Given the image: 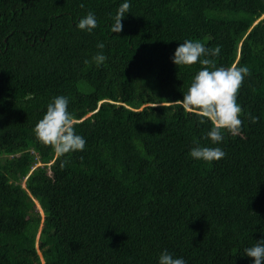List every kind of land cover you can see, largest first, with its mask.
Masks as SVG:
<instances>
[{
	"label": "trees",
	"instance_id": "1",
	"mask_svg": "<svg viewBox=\"0 0 264 264\" xmlns=\"http://www.w3.org/2000/svg\"><path fill=\"white\" fill-rule=\"evenodd\" d=\"M124 2L0 0V264H158L165 250L186 264H253L244 249L264 239V0H128L112 33ZM89 11L91 32L76 27ZM186 39L219 46L217 67L250 69L241 134L217 145L174 102L204 67L172 63ZM61 95L86 145L57 158L33 129ZM197 142L226 155L193 159Z\"/></svg>",
	"mask_w": 264,
	"mask_h": 264
},
{
	"label": "clouds",
	"instance_id": "2",
	"mask_svg": "<svg viewBox=\"0 0 264 264\" xmlns=\"http://www.w3.org/2000/svg\"><path fill=\"white\" fill-rule=\"evenodd\" d=\"M80 7L83 8L84 5L81 4ZM130 7L128 0L119 6L110 28L112 33L122 31V20L129 12ZM97 26V19L91 11L76 25L78 29L88 32ZM104 47L102 42L97 44L99 49ZM220 51L219 46L206 48L200 42L186 39L176 47L172 57V63L176 66H191L197 62L204 66L194 75L182 99L174 102L186 112L195 114L199 118L200 124L206 122L210 124V130L204 134L203 139L210 141L212 145L223 141L224 132L232 136L241 134L243 122L240 119V114L242 108L237 103V94L244 78L251 74L247 66L238 67L236 64H232L226 68L217 67L215 60L208 57H216ZM201 57L205 58L201 59ZM106 59L107 57L102 53L92 57V61L97 67L103 64ZM85 63H89V61L86 60ZM68 104L69 100L66 96L55 97L47 105L42 119L36 123L33 129L37 141L50 146L57 158L69 152L83 151L86 145V140L75 132V120L68 111ZM257 121L258 117H250L251 123ZM189 155L196 160L212 162L224 158L226 153L220 147L201 146L197 142L190 149ZM66 163L67 161H61L60 167L63 168ZM40 165L37 163L34 167ZM36 206H38L37 210L42 213L41 220L43 222V211L37 202ZM244 255L250 257L253 264H264V239L257 241L252 247L245 248ZM158 264H186V261L182 258H173L165 250L161 253Z\"/></svg>",
	"mask_w": 264,
	"mask_h": 264
},
{
	"label": "rangeland",
	"instance_id": "3",
	"mask_svg": "<svg viewBox=\"0 0 264 264\" xmlns=\"http://www.w3.org/2000/svg\"><path fill=\"white\" fill-rule=\"evenodd\" d=\"M263 17V16H262ZM37 208H38V206H37ZM39 213H40V215L42 216V213H41V211H39ZM41 225H42V223H41Z\"/></svg>",
	"mask_w": 264,
	"mask_h": 264
}]
</instances>
